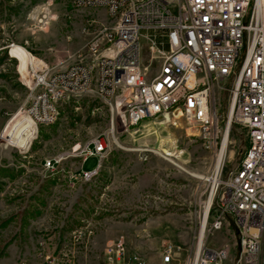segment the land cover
Returning a JSON list of instances; mask_svg holds the SVG:
<instances>
[{
  "label": "rangeland",
  "instance_id": "rangeland-1",
  "mask_svg": "<svg viewBox=\"0 0 264 264\" xmlns=\"http://www.w3.org/2000/svg\"><path fill=\"white\" fill-rule=\"evenodd\" d=\"M112 28L104 9L79 8L73 0H0V264H104L105 248L117 239L145 264H184L197 249L215 160L182 115L123 132L95 96L62 101L57 122L37 129L21 111L36 74L86 61L91 40ZM230 101L228 92L220 94L223 128ZM104 134L112 151L98 176L72 180L83 166L79 152ZM228 138L224 176L248 144L236 124ZM52 159L61 162L46 173ZM233 229L208 244L233 245ZM170 246L176 254L165 263ZM236 257L233 250L221 264Z\"/></svg>",
  "mask_w": 264,
  "mask_h": 264
},
{
  "label": "built area",
  "instance_id": "built-area-1",
  "mask_svg": "<svg viewBox=\"0 0 264 264\" xmlns=\"http://www.w3.org/2000/svg\"><path fill=\"white\" fill-rule=\"evenodd\" d=\"M73 4L104 9L113 28L105 29L102 39L91 40L86 61L36 74L23 115L36 129L53 125L59 104L74 96L102 100L123 132L144 120L182 115L203 134L215 160L207 178L208 198L201 202L204 245L198 257L188 255L184 264H221L233 250L235 264H264V0H73ZM223 92L231 99L225 128L219 113ZM232 124L244 130L248 144L237 166L224 176L230 144L229 138L225 143V133ZM111 151L108 135L95 138L79 152L83 166L71 179L96 178ZM60 162L46 161L43 168L53 173ZM228 219L234 228L233 245L208 244L224 229L232 234ZM165 254L164 262L169 263L176 250L170 246ZM103 262L145 264L139 255H129L122 239L107 245Z\"/></svg>",
  "mask_w": 264,
  "mask_h": 264
},
{
  "label": "bare ground",
  "instance_id": "bare-ground-1",
  "mask_svg": "<svg viewBox=\"0 0 264 264\" xmlns=\"http://www.w3.org/2000/svg\"><path fill=\"white\" fill-rule=\"evenodd\" d=\"M44 19H47V16H44ZM43 22V21H40ZM32 87V85H31ZM35 127V126H34ZM229 129L230 127H227L226 133H225V143L228 140V135H229ZM163 154V153H162ZM164 156H166L165 154H163ZM167 157V156H166ZM170 159V158H169ZM173 163L175 162L174 160L170 159ZM222 162V157H220V159L218 160V163L216 165V169H215V173L214 176L217 177L219 174V169H220V165ZM183 169V168H181ZM201 179H206V177H202ZM204 228H205V220L202 222V228H201V235L200 238L198 240V244H197V249L195 251L196 256L198 257L199 253L201 252L203 245H204V240H203V232H204Z\"/></svg>",
  "mask_w": 264,
  "mask_h": 264
},
{
  "label": "crops",
  "instance_id": "crops-1",
  "mask_svg": "<svg viewBox=\"0 0 264 264\" xmlns=\"http://www.w3.org/2000/svg\"><path fill=\"white\" fill-rule=\"evenodd\" d=\"M92 162L90 161L89 163H88V165H90Z\"/></svg>",
  "mask_w": 264,
  "mask_h": 264
}]
</instances>
